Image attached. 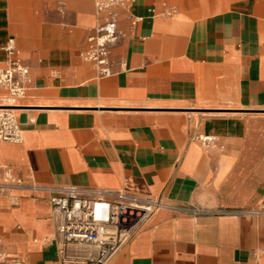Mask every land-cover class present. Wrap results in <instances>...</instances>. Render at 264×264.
<instances>
[{"label": "crops", "instance_id": "1", "mask_svg": "<svg viewBox=\"0 0 264 264\" xmlns=\"http://www.w3.org/2000/svg\"><path fill=\"white\" fill-rule=\"evenodd\" d=\"M173 8L170 17L159 15ZM151 11H154L152 13ZM113 74L80 54L97 24L91 0H0L4 47L32 88L0 142L8 167L52 187L123 190L170 206L252 209L264 197V0H134ZM1 94V91H0ZM215 140L204 146L197 138ZM47 195L0 196V251L59 264ZM111 264H264V217L154 213Z\"/></svg>", "mask_w": 264, "mask_h": 264}, {"label": "built area", "instance_id": "2", "mask_svg": "<svg viewBox=\"0 0 264 264\" xmlns=\"http://www.w3.org/2000/svg\"><path fill=\"white\" fill-rule=\"evenodd\" d=\"M60 13L65 0H55ZM97 15V24L86 39L80 57L90 65L97 78L113 74L111 53L119 40L117 25L126 19L131 27L137 19L131 14L134 0H91ZM154 13V11H151ZM173 8L159 15L170 17ZM5 65L0 69V142L18 143L21 132L15 119L18 104L27 98L32 88L29 67L16 56L13 41L4 47ZM204 146L213 145L214 139L198 137ZM0 196L11 191H25L34 199L47 195L56 223L53 242L59 264H111L119 251L160 210L196 218L200 216L264 217V197L252 209H206L192 206H170L159 199L142 197L123 190L81 188L73 185L44 186L31 178L16 176L8 167L2 168ZM96 205L107 206L106 219H95ZM0 264H23L10 259L0 251Z\"/></svg>", "mask_w": 264, "mask_h": 264}, {"label": "water", "instance_id": "3", "mask_svg": "<svg viewBox=\"0 0 264 264\" xmlns=\"http://www.w3.org/2000/svg\"><path fill=\"white\" fill-rule=\"evenodd\" d=\"M107 217V206L96 205L95 208V219H106Z\"/></svg>", "mask_w": 264, "mask_h": 264}, {"label": "bare ground", "instance_id": "4", "mask_svg": "<svg viewBox=\"0 0 264 264\" xmlns=\"http://www.w3.org/2000/svg\"><path fill=\"white\" fill-rule=\"evenodd\" d=\"M10 107H20V106H10ZM18 110H20V109H16L15 111H18Z\"/></svg>", "mask_w": 264, "mask_h": 264}]
</instances>
